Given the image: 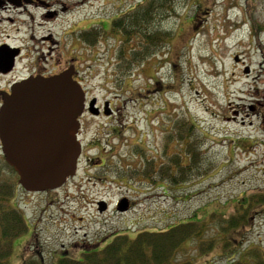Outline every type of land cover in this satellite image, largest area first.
Listing matches in <instances>:
<instances>
[{
	"label": "rangeland",
	"instance_id": "1",
	"mask_svg": "<svg viewBox=\"0 0 264 264\" xmlns=\"http://www.w3.org/2000/svg\"><path fill=\"white\" fill-rule=\"evenodd\" d=\"M137 1L82 0L78 3L75 0L77 10L69 14L67 20L82 17L88 22L95 18L109 22L111 17L133 7ZM176 12L177 15L170 14L162 22V27L173 31V35L158 53V59L153 56L148 61L154 65L146 62L125 77L127 82L130 80L132 91L131 138L133 142L135 136L141 134L146 141L144 146L151 148L154 142L159 144V133L164 132L163 127L167 125L160 122L184 112L206 135L203 142L207 148L206 160L211 161L210 169L192 182L167 188L166 192L159 181L158 186L138 182L140 187L135 191L112 189L107 195L111 200L122 191L135 200L130 211L113 218L115 227L130 229V236L143 229H163L187 221L198 211L221 216V205L227 200L226 209L231 213L235 206L240 208L246 203L233 202L238 195L264 194V0H178ZM101 38L93 49L97 60L89 72L84 73L89 88L93 86L92 94L97 97L105 94L103 77L114 74L113 58L118 44L114 37ZM150 86L152 91H146ZM153 110L158 111V118L150 119L147 125L146 119ZM153 128H158L156 138L151 133ZM233 137L244 141L233 145ZM145 155L149 160L151 153L147 151ZM154 160L157 164L158 153ZM131 165V169L136 167L134 172L143 168L134 157ZM93 196L89 193L88 198ZM20 204L22 211L34 220L32 203L25 207ZM238 210L240 215L241 209ZM255 210L250 212L245 229L231 231L228 235L233 245L245 239L264 250V209H258V214ZM76 212L81 216L89 214L86 208ZM195 217L190 220L197 221ZM214 232L209 230V234ZM15 242L18 243V239ZM219 251L217 248L216 252ZM185 253L191 257L195 252L188 249ZM223 262L218 255L201 258L196 264Z\"/></svg>",
	"mask_w": 264,
	"mask_h": 264
},
{
	"label": "flooded vegetation",
	"instance_id": "2",
	"mask_svg": "<svg viewBox=\"0 0 264 264\" xmlns=\"http://www.w3.org/2000/svg\"><path fill=\"white\" fill-rule=\"evenodd\" d=\"M79 2L82 3V0ZM76 10L75 0H0V107L4 96L11 93L17 83L30 77L57 75L68 69L72 72V79L84 92L76 131L81 146L76 172L59 187L43 191H28L21 187L16 171L4 159L0 142L1 181L14 188L8 199L10 205L20 208L21 202L22 207L29 203L34 206V220L23 212L27 229L15 239H18V243L13 241L15 244L8 264H66L69 259H81L84 254L111 248L110 244L116 237L130 236V229L115 227L113 218L130 211L135 200L124 191L111 200L108 193L115 187L135 191L140 187L138 182L158 186V179L153 182L133 174L136 167L131 169L132 157L138 159L142 167L147 161V151L151 153V161L153 157L157 159L158 153V157L164 156L161 161L172 154H179L187 162L189 150L195 144L202 153L207 151L203 142L205 133L184 112L180 115L185 114L186 120L169 116L160 122L167 125L163 127L164 132L159 133V144L154 142L151 148H146L141 134L136 135L132 142L130 80L127 82L125 77L116 78L114 69V74L102 79L104 96L97 97L92 94L93 86L90 89L88 81L84 79V73L89 72L97 60L93 49L99 43H92L88 39L98 36L100 24L105 29L102 39L105 35L113 37L114 16L109 22L98 18L88 22L83 21L82 17L68 21L67 16ZM155 57L158 59V51ZM152 89L150 86L146 91L151 92ZM92 99L94 102L91 104ZM145 114L148 116L149 112ZM157 118L158 111L153 110L146 124ZM184 120L194 124L202 136L195 138L194 128L189 134L183 128L180 134L179 128L185 124L181 121ZM152 130L156 138L158 128ZM242 141L244 139L233 137L232 142L237 145ZM157 166L158 161L155 172L158 171ZM84 185L85 188H82ZM89 193L94 198L89 199ZM244 195H238L233 202L238 205V200L246 202L256 194ZM121 198L127 199V210H118ZM226 205L222 209L224 212H227ZM260 206L264 209V200ZM84 208L89 211L87 216L76 212ZM238 209L235 206L232 213H238ZM255 209V214H258L259 208ZM43 235L46 236L41 237ZM253 246L258 247L264 257V250L259 244L244 239L233 245L230 252L225 251L224 257L220 255L225 260L223 264L242 257L243 251ZM239 247L241 249H237Z\"/></svg>",
	"mask_w": 264,
	"mask_h": 264
},
{
	"label": "trees",
	"instance_id": "3",
	"mask_svg": "<svg viewBox=\"0 0 264 264\" xmlns=\"http://www.w3.org/2000/svg\"><path fill=\"white\" fill-rule=\"evenodd\" d=\"M177 1L139 0L138 4L114 17L111 30L113 37L118 41L114 58L116 78L126 77L135 68L150 61L157 51L159 53L164 50L173 31L162 27V22L170 14L177 15ZM103 33L105 29L100 24L98 36L90 37L88 41L92 43L99 41ZM178 118L186 120L187 116L179 115ZM185 120L181 121L185 124L184 127L179 128V133L181 134L183 131L181 129L184 128V131L187 129L189 134L194 128V137H199L200 132L195 125ZM180 125L182 126V123ZM198 149L199 147L195 144L193 149L189 150L188 162L179 154H172L163 161L161 160L164 156L159 157L157 172H155L154 163L156 158L153 157L152 161L151 158L147 159L143 168L133 174L153 182L157 178L165 192L167 188L190 183L210 169L211 161H207L205 153ZM1 175L0 171V264H8L13 241L22 235L27 227L22 210L10 205L8 201L13 194V186L1 181ZM263 196L258 194L253 195V198L250 197L245 205L239 208L240 215L222 210L223 216H216L213 213L208 216L205 213L199 214L198 211V213H192L187 221L183 220L163 229H143L132 236H118L110 244L111 248L84 254L81 259H69L66 264H196L201 258L209 259L218 255L224 257V252H230L233 246L228 235L231 231L245 229L249 225L250 212L255 207L263 209V206H260L263 204ZM241 201L238 200V202ZM225 204L221 205V209ZM194 216L197 221L190 220ZM210 229L215 231L214 234H209ZM221 243L222 248L220 253H217ZM188 249L195 252L191 257H187V253L184 254ZM228 264H264V259L260 249L253 246L244 250L242 257Z\"/></svg>",
	"mask_w": 264,
	"mask_h": 264
},
{
	"label": "water",
	"instance_id": "4",
	"mask_svg": "<svg viewBox=\"0 0 264 264\" xmlns=\"http://www.w3.org/2000/svg\"><path fill=\"white\" fill-rule=\"evenodd\" d=\"M83 99L70 69L27 78L4 96L0 107L2 153L24 189H53L75 173L80 154L77 117ZM126 208L127 200L121 199L118 209Z\"/></svg>",
	"mask_w": 264,
	"mask_h": 264
}]
</instances>
